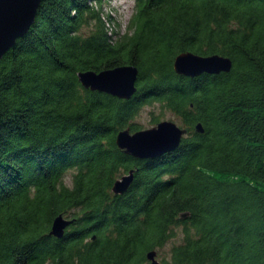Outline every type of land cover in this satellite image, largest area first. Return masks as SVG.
I'll use <instances>...</instances> for the list:
<instances>
[{
    "label": "trees",
    "instance_id": "1",
    "mask_svg": "<svg viewBox=\"0 0 264 264\" xmlns=\"http://www.w3.org/2000/svg\"><path fill=\"white\" fill-rule=\"evenodd\" d=\"M103 2L42 0L0 61V264H149L178 227L161 264H264V0H134L118 37ZM183 52L233 66L186 76ZM125 65L138 68L129 99L78 77ZM153 101L187 134L155 157L126 154L118 132L140 130ZM60 214L73 223L57 237Z\"/></svg>",
    "mask_w": 264,
    "mask_h": 264
},
{
    "label": "water",
    "instance_id": "2",
    "mask_svg": "<svg viewBox=\"0 0 264 264\" xmlns=\"http://www.w3.org/2000/svg\"><path fill=\"white\" fill-rule=\"evenodd\" d=\"M42 0H0V61L4 54L16 44L36 19L37 10ZM233 61L230 57L213 54L197 55L183 52L174 61L177 73L190 77L207 73L230 72ZM138 68L132 65L119 66L114 69L82 71L78 73L80 82L85 88L99 90L119 98L129 99L136 92ZM197 132L203 133L205 128L201 122L195 126ZM188 129L174 121L162 120L151 128L132 132L125 128L116 136L117 146L126 154L138 158H151L165 152L175 150L187 134ZM136 169H131L117 179L113 186L116 194L125 192L135 179ZM73 220L63 214L58 215L52 224L50 234L62 237ZM149 264H161L158 251L147 252Z\"/></svg>",
    "mask_w": 264,
    "mask_h": 264
},
{
    "label": "rangeland",
    "instance_id": "3",
    "mask_svg": "<svg viewBox=\"0 0 264 264\" xmlns=\"http://www.w3.org/2000/svg\"><path fill=\"white\" fill-rule=\"evenodd\" d=\"M103 15L108 21L109 30L115 37L123 35L130 21V18L134 12V0H104L103 2ZM92 27L85 29V33H89ZM154 119H158L155 121ZM162 120L174 121L181 127H185L182 118L167 109L163 104L157 101L147 103L138 112L137 116L133 119V122L138 124L141 129L151 128ZM74 170H69L64 176L66 184H72V175ZM122 174H126L123 172ZM69 217V216H67ZM182 241V229L176 228V235L162 248H157L158 259L160 262L170 257V250L174 244H178Z\"/></svg>",
    "mask_w": 264,
    "mask_h": 264
}]
</instances>
